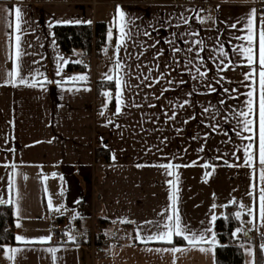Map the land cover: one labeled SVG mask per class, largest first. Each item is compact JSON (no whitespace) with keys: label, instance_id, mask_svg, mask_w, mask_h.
I'll list each match as a JSON object with an SVG mask.
<instances>
[{"label":"crops","instance_id":"crops-1","mask_svg":"<svg viewBox=\"0 0 264 264\" xmlns=\"http://www.w3.org/2000/svg\"><path fill=\"white\" fill-rule=\"evenodd\" d=\"M258 4L0 0V203L11 205L16 243L0 264H215V221L232 203L252 239L243 264H257V252L264 264ZM95 23L106 26L104 48L69 72L85 55L63 53L54 27ZM98 81L114 83L100 100ZM177 214L186 231L172 242L182 244L152 239ZM58 220L74 232L65 245L51 237ZM91 230L119 243L94 252ZM193 233L204 241L189 244Z\"/></svg>","mask_w":264,"mask_h":264},{"label":"trees","instance_id":"trees-1","mask_svg":"<svg viewBox=\"0 0 264 264\" xmlns=\"http://www.w3.org/2000/svg\"><path fill=\"white\" fill-rule=\"evenodd\" d=\"M184 2L186 0H176ZM56 42L61 51L67 55L74 52H80L82 55L90 56L93 50L99 55L106 43V26L104 23H95L87 25H59L53 29ZM87 65L81 63H70L67 65L69 72L82 71ZM114 89L112 81H98L95 83V97L100 100L105 92ZM113 100L111 105L113 106ZM95 158H101L105 162L110 161L109 153L106 149L97 147L95 149ZM238 207L235 203L224 207V213L215 221V233L218 245L215 247V264H243V253L241 244L252 242L247 239L242 229V221L246 220L236 217ZM242 220V221H241ZM61 223L60 220L57 223ZM104 225V222H100ZM250 235V233H248ZM104 235L98 233L96 237L97 248L101 247V241ZM182 242L176 238L170 245L177 246ZM16 245L14 240V219L10 204L0 203V251L4 246ZM257 264L261 257L257 252Z\"/></svg>","mask_w":264,"mask_h":264},{"label":"snow or ice","instance_id":"snow-or-ice-1","mask_svg":"<svg viewBox=\"0 0 264 264\" xmlns=\"http://www.w3.org/2000/svg\"><path fill=\"white\" fill-rule=\"evenodd\" d=\"M118 15L120 17V20L123 21L124 19V13L122 11H119L118 9ZM254 15V13H253ZM15 18H16V29L17 31L20 30V22H21V12L19 8L15 9ZM249 24L251 25V20L249 21ZM120 33H121V40H123L124 36H125V26L124 24L121 22L120 24ZM17 40V58H19L20 52H19V40L20 37L17 36L16 37ZM248 41H249V45H251L252 43V36L250 35L248 37ZM248 55H247V60L249 62V65H252L255 61H254V57H253V50L251 48V46L249 48H247L245 50ZM223 54V53H222ZM258 63H259V88H260V99H259V150H260V164L264 165V32L260 33V38H259V58H258ZM119 63H117V67H119ZM10 75H19V66L17 65V71L15 73H12ZM107 79L111 80L112 77L109 76L107 77ZM21 83H25V81L23 79H21ZM35 86V85H32ZM116 86L119 89L121 86V81L118 79L116 81ZM106 95H108L106 93ZM249 95L251 96V93H249ZM116 101H117V105H120L122 103V98L120 93H117V97H116ZM120 108L119 106L117 107V113H119ZM252 111L251 108V101H249V112L248 113H244L243 115L247 116L250 112ZM252 121H246L245 122V131H250V125H251ZM248 139H251V137H248ZM249 148L251 147V145L248 146ZM249 157V161L251 160V154H248ZM160 167H165V168H171L172 165H160ZM172 173L169 172V175H171ZM261 180H264V173L261 174L260 176ZM173 203H175V199L173 198ZM260 218L262 220H264V191H261L260 193ZM167 220L169 221V223H166L163 225V228L166 229L165 231H161L158 233V235L153 236L152 239L154 240H158V241H162V242H166L171 244L172 243V239H173V235L176 236H181L186 229L181 228L180 225V218L178 216V214L175 216V219L173 218V216H168ZM159 227V226H158ZM17 240H22L23 238L21 237H17ZM184 239H186L188 241L189 244L191 245H196L198 243H201L204 241V237L203 235H201L200 237H197L194 233L189 235H184ZM201 251H204V249H200ZM13 252H15L16 250L13 249ZM173 252L175 251H179V249L177 248H173L172 249Z\"/></svg>","mask_w":264,"mask_h":264},{"label":"built area","instance_id":"built-area-1","mask_svg":"<svg viewBox=\"0 0 264 264\" xmlns=\"http://www.w3.org/2000/svg\"><path fill=\"white\" fill-rule=\"evenodd\" d=\"M257 7H258L259 18L262 21H264V5L258 4ZM202 10H203L204 13H206L208 8L207 7H203ZM87 61H88V57L87 56H82L81 57V61L80 62L83 65L87 64ZM73 233L74 232L72 230L69 231L67 226H65L64 224L55 223L53 225L52 230H51V237L55 241V243H57L59 245H65V244H67L70 241V239L72 238L71 235ZM90 236H91L90 239L92 240V244H93L92 251L96 252V251H98L101 248H97V245H96V237L97 236H95V232L93 230H91ZM118 243H119V239L117 238V236L110 235V236L106 237L104 235V239H102V241H101V247L111 246V245H115V244H118Z\"/></svg>","mask_w":264,"mask_h":264},{"label":"rangeland","instance_id":"rangeland-1","mask_svg":"<svg viewBox=\"0 0 264 264\" xmlns=\"http://www.w3.org/2000/svg\"><path fill=\"white\" fill-rule=\"evenodd\" d=\"M91 55H92V57H91ZM88 57V60H89V62H90V60L92 59H94L95 58V53L93 54V53H91L90 54V56H87ZM91 57V58H90ZM87 64H88V61H87Z\"/></svg>","mask_w":264,"mask_h":264},{"label":"water","instance_id":"water-1","mask_svg":"<svg viewBox=\"0 0 264 264\" xmlns=\"http://www.w3.org/2000/svg\"><path fill=\"white\" fill-rule=\"evenodd\" d=\"M246 236H248L247 233H246Z\"/></svg>","mask_w":264,"mask_h":264}]
</instances>
